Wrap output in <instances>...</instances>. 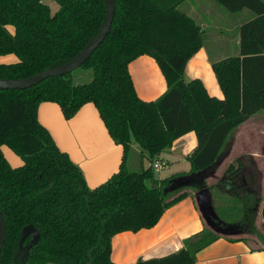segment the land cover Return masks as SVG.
I'll return each mask as SVG.
<instances>
[{"label":"trees","instance_id":"obj_1","mask_svg":"<svg viewBox=\"0 0 264 264\" xmlns=\"http://www.w3.org/2000/svg\"><path fill=\"white\" fill-rule=\"evenodd\" d=\"M55 1L58 6L50 12L44 0H0V57L14 56L13 61L0 60V78H24L66 62L99 28L103 0ZM181 1L114 0L106 36L79 66L90 69L87 82L73 83L69 72L23 89H0V146L21 159L12 167L0 150L5 226L0 264H117L109 257L111 236L152 227L166 207L186 195L187 185L175 186L174 179L213 164L229 134L246 119L240 106L241 57H255L264 81V1L215 0L228 11L247 7L254 12L237 27L238 54L210 63L221 98L209 95L198 78L182 79L185 62L201 46L202 32L176 7ZM142 54L154 59L166 84L154 100L136 95L127 70L128 62ZM41 101L56 103L65 119L91 102L110 138L122 147L117 171L88 187L77 165L38 122ZM188 131L196 137L185 158L188 174L154 176L151 162H161L159 152ZM131 139L148 159L146 168L125 167ZM219 181L243 210L250 196L254 204L248 208L260 200L259 171L251 160L228 163ZM259 216L264 230V204ZM28 224L36 229L37 239L25 251L31 236L21 238V230ZM225 225L231 234L204 227L177 250L137 258L132 264H190L195 253L216 238L246 229L264 244V234L252 218L244 225Z\"/></svg>","mask_w":264,"mask_h":264},{"label":"crops","instance_id":"obj_2","mask_svg":"<svg viewBox=\"0 0 264 264\" xmlns=\"http://www.w3.org/2000/svg\"><path fill=\"white\" fill-rule=\"evenodd\" d=\"M201 1H197L198 11L207 13L211 22L207 24L199 21L204 34L201 35L202 43L185 62L181 76L184 81L198 78L209 95L221 98L222 93L210 63L225 56L237 55L238 37L236 32L232 33L228 28L223 31L224 28L220 27L216 21L215 15L224 17L222 11L214 5L206 6ZM191 11L194 16L195 10L192 8ZM186 13L189 16L191 12L187 10ZM200 16L204 15L200 13ZM198 18L199 16L196 19ZM0 60L13 61L14 56L8 54L1 56ZM127 70L139 98L154 100L165 91V81L152 57L145 54L135 57L128 62ZM262 74L261 68L255 65V57H241L240 106L246 113V119L235 126L229 134L213 164L198 172H191L203 179H213L215 175H219V172L216 174L212 166L218 164L221 173L225 166L236 157L243 156L251 159L254 164L261 166L258 170L260 200L256 204L259 206H255L259 209L264 204V81ZM36 117L38 122L47 129L55 145L64 151L80 169L88 187L104 182L117 171L122 159V147L110 138L91 102L84 103L70 118L65 119L56 103L41 101L37 105ZM195 145V134L193 131H188L163 148L158 154V159L163 164L162 169H165L161 178L188 173L190 167L185 158ZM128 152L133 154L131 162L133 165L139 166V160L146 158L140 153L133 139L130 140ZM225 162L226 165L223 166ZM124 165L127 168L126 156ZM185 165L186 168H184ZM185 191L186 195L166 207L152 227L135 232L122 231L113 234L110 238V260L117 264H132L137 258L162 256L177 250L182 246L185 238L203 229L206 225L197 210L194 195L190 190ZM261 221L260 218V223ZM244 233L216 238L199 249L195 253L194 261L190 264H264V244L258 237Z\"/></svg>","mask_w":264,"mask_h":264},{"label":"rangeland","instance_id":"obj_3","mask_svg":"<svg viewBox=\"0 0 264 264\" xmlns=\"http://www.w3.org/2000/svg\"><path fill=\"white\" fill-rule=\"evenodd\" d=\"M197 1L198 0H182L176 5V7L185 12H187V10H190L191 13H189V17H191L196 24L199 25V21H204L205 23L209 24L211 22L209 15H207V13L198 11ZM44 2L47 3L50 12H53L58 6L55 0H44ZM201 2L206 6L214 5L220 11H222V13H224V17L215 15L216 21L219 23L220 27L224 28L223 31L225 30V28L226 29L228 28L230 32L237 33L238 23H242L254 16V12L247 7H243L237 11H228L226 8L216 3L214 0H202ZM192 8L195 10L194 16L191 11ZM200 13H202V15L204 16H200ZM198 16H199L198 19L200 20L196 19ZM207 24L205 25L207 26ZM219 30H222V29L219 28ZM203 32H205V30H203ZM201 35L203 36L204 34L201 33ZM70 75H71V80L73 83H82V82H87L88 80H90L91 71L90 69H82V68L76 67L70 71ZM0 150H1L2 155L4 156V158L6 159L7 163L10 166L15 167L21 164L20 157L16 153H14L12 150H10L8 147H6L5 145H1ZM126 157H127V162H128V166H127L128 170H138L139 168H146L149 164V161L147 158H141L139 160V166L131 164L133 160V154L131 152H128ZM232 157H234V155ZM236 158L241 159V161L245 163H247L248 160H251L243 156L236 157ZM224 165H226V162L223 164V166ZM255 166L258 170H260V167H261L260 165L255 164ZM184 168H186V165L184 166ZM212 170L213 171L215 170L216 174L219 172V175H215L213 179H203V178H200V176L195 173L194 174L191 173L188 176L187 175L179 176L178 178L183 177L182 180H184L190 177L186 181L187 187H185L184 189L187 191L190 190V192L193 193V195H194V192L199 187L207 186L210 197H211V204L214 209V212L216 213L217 217L225 224L226 223L230 224V223H234L235 221H239L240 224L244 225L247 218L248 219L252 218V223L258 228L259 232L264 234V230L260 227V224H259L260 223V217L258 214L259 208H248L250 206L252 207L254 204L253 197L250 196L248 198L249 201L247 202V204H245L246 207L243 210V208L241 207V203L239 202L237 198L225 193L224 188L221 182L219 181V179L222 178V172L220 173L221 171L220 166L218 164L217 166L214 165L212 166ZM164 171L165 169L164 168L162 169V166L157 172H154L152 170V172L154 173V176L156 177L157 176L162 177L164 175ZM263 196H264V193H263ZM244 200L245 199H243V201ZM205 230H210V229L207 226H205ZM244 234L251 235L252 237H257L255 234L248 232L247 229L245 230ZM47 264H51V263H47Z\"/></svg>","mask_w":264,"mask_h":264},{"label":"water","instance_id":"obj_4","mask_svg":"<svg viewBox=\"0 0 264 264\" xmlns=\"http://www.w3.org/2000/svg\"><path fill=\"white\" fill-rule=\"evenodd\" d=\"M103 5H104V13L99 28L87 40V42L81 47V49H79L69 60L52 67H46L24 78H16V79L0 78V89L27 88L42 81L47 77L60 76L64 73H69L72 69L76 67H79L84 62V60L90 55V53L96 48V46L104 39L110 28V24L113 16L114 0H103ZM182 179L183 177L174 179V185L175 186H179L182 184L187 185L186 181L188 179H184V180ZM172 187L173 186H171V188ZM194 201L200 216L202 217L205 225L209 229L221 235L231 234L225 223L222 222L214 212V209L211 204V197L207 186H201L194 192ZM4 233H5L4 220L0 212V248L3 243ZM27 235H30L31 238L29 244H27L24 248L25 251L29 247L30 243L35 242L37 239V231L30 224L24 226L21 230V238Z\"/></svg>","mask_w":264,"mask_h":264},{"label":"built area","instance_id":"obj_5","mask_svg":"<svg viewBox=\"0 0 264 264\" xmlns=\"http://www.w3.org/2000/svg\"><path fill=\"white\" fill-rule=\"evenodd\" d=\"M161 166H162V163L160 162V161H158V160H153L152 162H151V168H152V170L154 171V172H157L160 168H161Z\"/></svg>","mask_w":264,"mask_h":264}]
</instances>
